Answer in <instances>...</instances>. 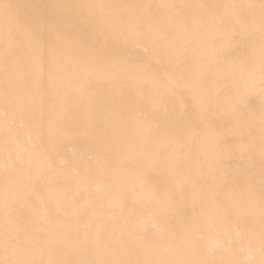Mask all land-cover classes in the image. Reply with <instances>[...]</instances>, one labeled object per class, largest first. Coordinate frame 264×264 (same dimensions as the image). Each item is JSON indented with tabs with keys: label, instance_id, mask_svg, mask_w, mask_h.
Wrapping results in <instances>:
<instances>
[{
	"label": "snow or ice",
	"instance_id": "obj_1",
	"mask_svg": "<svg viewBox=\"0 0 264 264\" xmlns=\"http://www.w3.org/2000/svg\"><path fill=\"white\" fill-rule=\"evenodd\" d=\"M0 264H264V0H0Z\"/></svg>",
	"mask_w": 264,
	"mask_h": 264
},
{
	"label": "bare ground",
	"instance_id": "obj_2",
	"mask_svg": "<svg viewBox=\"0 0 264 264\" xmlns=\"http://www.w3.org/2000/svg\"><path fill=\"white\" fill-rule=\"evenodd\" d=\"M11 2L15 4L25 5V4H31V3H39L41 2V0H11ZM253 102L258 103V101H255V100ZM71 149H72V145L68 144L65 150L70 154Z\"/></svg>",
	"mask_w": 264,
	"mask_h": 264
}]
</instances>
